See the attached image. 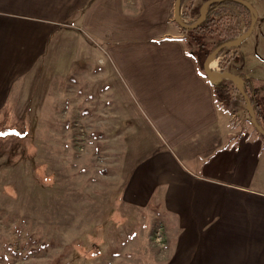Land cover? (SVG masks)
<instances>
[{"label":"crops","instance_id":"0c3cea01","mask_svg":"<svg viewBox=\"0 0 264 264\" xmlns=\"http://www.w3.org/2000/svg\"><path fill=\"white\" fill-rule=\"evenodd\" d=\"M184 3L192 9L197 0ZM173 7L174 0H0V114L62 106L64 126L74 115L89 125L94 113L114 148L129 146V157L113 150L122 162L121 206L136 224L126 233L145 244L161 223L165 245L128 250L135 258L127 261L264 264V140L231 127ZM251 7L253 30L264 29V0ZM262 66L258 55L252 67L228 72L250 78V93L264 102V76L253 73ZM126 124L135 136L123 143Z\"/></svg>","mask_w":264,"mask_h":264},{"label":"rangeland","instance_id":"374dc122","mask_svg":"<svg viewBox=\"0 0 264 264\" xmlns=\"http://www.w3.org/2000/svg\"><path fill=\"white\" fill-rule=\"evenodd\" d=\"M202 1L197 0L187 15L181 12L185 23L197 20L192 10H197ZM247 1L254 5V0ZM187 3L182 6L187 7ZM222 14L226 18L224 30H235L239 36L246 32L243 13L227 7ZM182 33L187 51L204 72L198 46L189 34ZM204 42L208 49L212 40ZM263 45L264 29H255L237 46L239 60L234 65L231 47L213 59L217 63L211 71L248 69L258 55H264ZM253 73L264 76V67ZM223 80L232 85L235 82ZM233 98L240 102L238 107L239 102ZM54 110L40 112L32 106H11L0 114V264H144V255L140 262L127 261L135 258L128 250H160L151 239L155 225L145 244L129 239L131 234L126 230L136 224L121 206L124 177L118 174L122 162L113 161L115 149V153L129 157L130 149L124 141L132 140L134 130L126 124L121 140L125 144L114 148L108 136L111 132L104 135L96 127V114H92L89 125L80 124L74 115L62 126L58 121L64 117L63 107L55 106ZM228 110L237 117L230 123L239 134L253 129L237 93Z\"/></svg>","mask_w":264,"mask_h":264},{"label":"trees","instance_id":"16d2710c","mask_svg":"<svg viewBox=\"0 0 264 264\" xmlns=\"http://www.w3.org/2000/svg\"><path fill=\"white\" fill-rule=\"evenodd\" d=\"M183 2L184 0H181L180 2L181 7L183 5ZM227 7H231V9L236 10L239 14L243 13V15L245 16L247 20L246 23L248 24L247 26V29H248L249 24H250V13L248 9L245 6L237 2H232V1H224L220 3L216 2V3H212L208 5L206 7L205 19L200 25H198L196 28L192 30L181 29L182 32L189 34V36L192 38L191 42H194V44L198 46V50H197L198 56L199 58H201L202 61H204L207 55L211 53L220 44L235 40L239 36V34L236 33L235 30H232V29L224 30L222 28L223 25L226 23V20H225L226 18L222 13L226 11ZM187 9H191L190 5L187 6ZM192 11H193L192 16L195 15L196 13L197 17H199L198 9L197 10L193 9ZM183 15H187L186 10ZM205 39L212 40L211 46L208 49L207 47H205V42H204ZM222 52H220V54ZM219 64H221V61L219 62ZM202 73L205 76L204 72ZM238 76L241 77L243 80V88L254 109L257 122L264 130V112H262V109L264 108V102L255 99L250 93V86H251L250 78H246L242 74H238ZM212 86H213V92H214L216 100L222 103L223 105L229 104L234 93H237L240 96L237 89L232 84L227 83L224 80L220 79L216 82H213ZM240 98L244 102L241 96ZM260 137L264 140V137L262 136Z\"/></svg>","mask_w":264,"mask_h":264},{"label":"water","instance_id":"95a60500","mask_svg":"<svg viewBox=\"0 0 264 264\" xmlns=\"http://www.w3.org/2000/svg\"><path fill=\"white\" fill-rule=\"evenodd\" d=\"M224 1L237 2V3L245 6L250 13V24H249L247 31L244 34H242L241 36H239L235 40L224 42V43L220 44L211 53H209L207 55L206 59L204 60V64H203L204 74L208 78L209 82H211V83L216 82L220 79L221 80L228 79L230 81H235V82H233L234 83L233 85L237 89V91L240 94V96L242 97V99L244 100L246 110H247V113H248V116L250 119L251 126L260 136L264 137V130L262 129V127L257 122L254 109L251 105V102H250L248 96L246 95V93L244 91L242 78L239 77L238 75L233 74V73L228 72V71L212 72L208 69L209 62L211 60L217 58V56L220 54V52H222L223 50L229 49L231 47L238 46L243 40H245L251 34L253 27H254V23H255V17L253 15L251 5L248 2H246L245 0H206L201 5L200 11H199V17L196 20V22H194L192 24H187V23H184L183 20L181 19V15H180V7H181L180 2H181V0H174L173 21L181 29L192 30L204 21L205 13H206V7L208 5H210L212 3H216V2L220 3V2H224Z\"/></svg>","mask_w":264,"mask_h":264},{"label":"built area","instance_id":"2783aa9c","mask_svg":"<svg viewBox=\"0 0 264 264\" xmlns=\"http://www.w3.org/2000/svg\"><path fill=\"white\" fill-rule=\"evenodd\" d=\"M236 118L237 117L235 116L234 113L230 114V121L232 123H234V121L237 120ZM237 123H235V125H237ZM151 239L159 248L164 247L165 235H164V227L161 223H157V225H155V227L153 228L152 233H151Z\"/></svg>","mask_w":264,"mask_h":264},{"label":"bare ground","instance_id":"6f19581e","mask_svg":"<svg viewBox=\"0 0 264 264\" xmlns=\"http://www.w3.org/2000/svg\"><path fill=\"white\" fill-rule=\"evenodd\" d=\"M211 65H212V63H211Z\"/></svg>","mask_w":264,"mask_h":264}]
</instances>
